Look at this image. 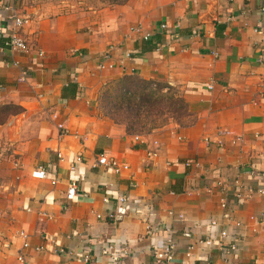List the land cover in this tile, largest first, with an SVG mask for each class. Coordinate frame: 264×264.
Returning a JSON list of instances; mask_svg holds the SVG:
<instances>
[{
    "label": "crops",
    "instance_id": "obj_1",
    "mask_svg": "<svg viewBox=\"0 0 264 264\" xmlns=\"http://www.w3.org/2000/svg\"><path fill=\"white\" fill-rule=\"evenodd\" d=\"M62 4L64 13L45 0H0V27L14 14L28 20L25 53L0 38V99L24 107L12 128L31 138L27 204L6 264H16L22 231L30 264H82L61 249L90 252L92 264H156L153 245L168 240L173 264H264V0H128L80 13ZM127 76L177 89L192 122L130 135L101 118L98 92ZM101 157L129 169L106 171ZM39 170L48 177L33 178ZM125 197L144 212L122 208ZM213 222L243 236L233 257L203 244ZM116 245L131 252L118 263L103 255Z\"/></svg>",
    "mask_w": 264,
    "mask_h": 264
},
{
    "label": "rangeland",
    "instance_id": "obj_2",
    "mask_svg": "<svg viewBox=\"0 0 264 264\" xmlns=\"http://www.w3.org/2000/svg\"><path fill=\"white\" fill-rule=\"evenodd\" d=\"M45 2L55 5L58 11L63 13L67 9L62 3L76 6L77 13L82 12L81 9L89 7L101 8V4L95 0H45ZM79 3H82L83 6L78 5ZM122 79L108 84L98 92L96 109L101 118L113 121L112 118L116 117L118 120L120 114L115 111V108L120 93L124 94L125 87L131 85L130 83L125 85L119 83L118 81ZM122 88L124 89L121 90ZM24 112V107L0 99V264H6L12 259L10 251L13 239L20 231L21 215L27 204L24 201L26 179L24 156L26 157V150L23 151V149L31 142V138L21 137L22 135L12 128L13 123ZM179 122L184 126L190 124L192 119L182 117Z\"/></svg>",
    "mask_w": 264,
    "mask_h": 264
},
{
    "label": "built area",
    "instance_id": "obj_3",
    "mask_svg": "<svg viewBox=\"0 0 264 264\" xmlns=\"http://www.w3.org/2000/svg\"><path fill=\"white\" fill-rule=\"evenodd\" d=\"M17 1V0H16ZM264 12V10H263ZM6 26L0 27V38L4 39V46L6 49H8L11 52H18V53H25L28 50V46L24 39L21 36V31L25 27V25L28 24V20L24 19L16 14H14L12 17L8 18L6 20ZM165 29L166 27L163 26ZM141 28H132L130 29V33L133 35H140L141 34ZM142 38L147 41L149 36H142ZM42 56V55H40ZM110 61L109 57H106V62ZM16 67H19V63L14 64ZM112 67V66H111ZM105 66L102 65V69H104ZM27 75V72H22V76ZM58 156L60 159H62V156L60 153H58ZM98 165L103 167L106 171H110L114 174L121 175L124 171H127L129 168L127 165H124L123 163H120L116 159H108L106 157H101L98 160ZM33 178L35 179H46L48 177V174L44 170H39L33 173ZM53 185L57 184V181H54L52 183ZM78 188L76 184H72L67 192L66 198L69 201H73L77 195ZM118 203L122 208H130V200L129 198H120L118 199ZM225 207V205H224ZM139 205L135 204L132 209V211L139 210V213H143L144 209L140 208ZM109 218H114L113 215H109ZM264 219V216H263ZM236 226L240 228L242 225L241 223H237ZM212 230V232L216 229L215 236H207L206 240L203 241V244L205 246L213 247L217 245L219 247L220 252L222 253L224 258H230L236 255L240 251V245L243 242V236L237 233L236 231H230L229 228H226L222 231H219L216 223H211V226H209ZM154 229V228H153ZM219 233V234H218ZM210 234V233H209ZM218 234V235H217ZM219 237V239H217ZM19 239L21 240V248L17 255L16 264H30L29 259V251H31V242L29 235L22 231L19 233ZM176 243L174 240H168L166 243H164L161 247H156L153 245L152 249V255L153 259L156 264H173L175 260L176 255ZM192 249V248H191ZM44 251L43 247H38L34 249V252L36 253H42ZM61 256H67L68 258L72 260H77L82 264H92L93 263V255L92 253H74V252H66L64 250H60L58 252ZM131 252H129L126 249L120 248L118 245L114 247H104L103 255L109 256L111 262L118 263L120 258L130 256Z\"/></svg>",
    "mask_w": 264,
    "mask_h": 264
},
{
    "label": "trees",
    "instance_id": "obj_4",
    "mask_svg": "<svg viewBox=\"0 0 264 264\" xmlns=\"http://www.w3.org/2000/svg\"><path fill=\"white\" fill-rule=\"evenodd\" d=\"M92 1V0H89ZM101 7L119 6L128 0H95ZM4 45V39H2ZM126 92L120 93L115 111L120 114L116 124L124 125L130 135H147L160 130L170 123H179L182 117H189L188 106L179 91L168 84L144 81L127 76L118 81ZM117 82V84H118ZM122 88L121 90H123Z\"/></svg>",
    "mask_w": 264,
    "mask_h": 264
}]
</instances>
